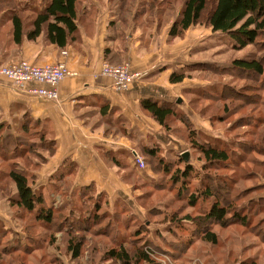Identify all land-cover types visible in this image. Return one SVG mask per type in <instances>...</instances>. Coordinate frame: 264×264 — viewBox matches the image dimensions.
I'll use <instances>...</instances> for the list:
<instances>
[{
  "label": "rangeland",
  "instance_id": "374dc122",
  "mask_svg": "<svg viewBox=\"0 0 264 264\" xmlns=\"http://www.w3.org/2000/svg\"><path fill=\"white\" fill-rule=\"evenodd\" d=\"M13 1L20 5L25 0H0V22L5 20L6 15L12 13L10 9H14L16 6ZM110 1L112 3H124L121 13L120 10L118 12L123 19V24L120 28L131 33H138L144 43L142 45L143 48L149 45L150 40L154 36H161L167 27L170 30L172 24L178 20L184 4V0H159L158 2L156 0ZM19 17L22 19L24 28H26V22L34 16L29 11H26L20 14ZM9 27V23L7 25L1 24L0 34L2 32L3 35L7 33ZM169 30L166 42L177 46V48L175 51L172 50L171 53H168L169 55H162V58L175 57L178 62L186 60L189 63L182 64L178 68L176 66L171 67L177 74L183 71L182 81L187 85V90L180 93L183 101L181 109L176 108L178 107L176 102L174 108L169 107L173 111V116H170L167 123L162 126V130L179 140L178 147L182 152L181 155L184 152L188 153L190 164L199 174V180L191 182L189 192H193L206 184L207 179L205 182L200 183V175L202 173L205 176L207 174H217V177L219 176L222 179L223 185L228 186L227 195L230 197L235 196L237 193V195L247 193L248 198L253 197L256 202L261 198L264 199V165L259 164V162L264 161V157L261 156L264 152L251 154V152H245L241 150V147L236 146V144L246 142L251 143L252 146H260V148L264 149V142H262V139L257 138L258 136H264V123L255 129L248 123L250 117L254 119L262 117L264 119V34H261L254 43L241 48L227 34L212 33L205 23L190 27L178 38H171ZM5 40L6 38L3 39L4 45L0 42V49L8 46V42H5ZM74 43L75 41L69 45L74 48ZM235 60L258 61L263 69L262 75L255 77L232 70V63ZM106 63L111 65L122 64ZM4 65L8 66L10 64L6 63ZM146 76L147 73L143 78ZM236 91L240 95L236 94ZM255 103L258 105H256V110L253 113L252 109H255V106H251V104L255 105ZM240 104L251 108L246 107L242 112H238ZM252 132H254V136L251 135ZM191 134L195 136L196 143L204 141L216 145L221 142L226 144L228 151L230 147L236 149V151L231 153L233 160L236 162H232L227 168L218 170H208V167L204 168V162L200 160L198 152L192 148L190 143L192 140L189 138ZM32 141L37 140L33 139ZM29 142L25 143L24 141L19 148H16L18 150L23 149L21 154L23 156L21 157H15V154H8L5 151L0 152V178L2 179L0 181V227L4 225L11 226L21 233V235H17L18 237L26 236L33 241L32 244H28L29 246H24L27 247L25 248L27 251L21 247V249L9 253V256H4V264H47L48 261L53 264H112L102 260L107 252L105 249L108 246L110 247V241L114 240L113 238L115 237L120 244L124 240L132 239L130 232L137 230L140 224L147 228V237L155 247L150 251L146 246L144 247L143 240L137 244L143 247L147 253L149 252L152 258L151 262L139 264H264V212L263 210L257 212L258 208H264V204L261 206H250L249 208V205L245 202L248 198L239 201V206L244 209V212L240 211L238 217L241 220H234L233 213H230L226 215V220L229 221L226 225H211V229L208 230L216 234L215 244L206 243L203 240L192 237L191 233L186 234L180 230H176L177 236L174 237L173 234L171 237L163 232V228H161V231L159 224L162 222L163 216L161 214L165 211L164 206L169 204L171 199L174 201L173 197L176 190L168 193L155 191L153 187L144 184L132 170L129 172V180L136 184L134 189L138 191L133 192L142 193L136 200L140 207L145 210V221L142 222L144 220L142 218L138 219L135 216L136 212L133 216H130L131 221L124 218L126 215H123L122 222L120 221L119 224H116L120 228V232L116 233L115 225H109L110 222L105 220L103 226L99 228L104 231L103 227L109 225L107 227L108 234L106 231L105 234L102 233L97 235V237L86 236L84 251L79 258L76 260L72 259L66 252V245L63 242L64 231L60 230L61 232L54 233L51 237L54 229L51 230L45 224L34 219V216H38L37 211L40 206H36L37 208L30 213L18 209L14 202L17 197L15 185L11 180L4 178V175L12 168L16 171L31 173L33 182L39 178L37 175L42 173V171L38 170L43 162L42 156H40V150ZM30 146L32 147L30 148ZM134 153L139 155L136 152H133V155ZM240 155L243 160L238 159ZM144 159L146 161H144L145 169L149 162L151 164L152 160H155L154 158L150 160ZM173 159L169 158V161ZM151 174L157 180L155 183H158L159 176L152 172ZM37 186L39 184L34 183L31 189L36 195H39V191L35 190ZM70 190L71 187L68 184L61 185L55 189L54 191L56 192L54 194L56 196L53 199L54 207H52L54 209H62L64 213L73 208L72 219L68 220V223L78 219V214L82 218L81 215L83 213V210H81L82 212L77 210L81 207L78 205L80 203L77 200L68 199ZM221 191L223 195L225 193V199V188H221ZM93 200L86 205L88 210L93 206ZM69 205L72 207H69ZM177 206L179 207L178 204L175 207ZM205 206L209 208L210 203L205 202L203 204L202 201H199L194 208L189 207L184 213L195 218L200 211L207 210V208H204ZM225 206L227 205L225 204ZM88 210L85 212L87 213ZM168 210L169 208H166V211ZM152 211L155 212L154 215H151ZM255 212L257 213L253 214ZM61 219L58 220L57 225L60 222H64L65 219L63 221ZM248 219H250L247 223L248 225H244V222ZM239 221H242V223ZM65 223L68 225L67 222ZM66 225H63V229L67 227ZM125 225H129L128 230L124 229L127 228ZM155 228L164 235V242H159L157 238H154ZM145 235L146 232L144 233ZM184 236L192 237L193 239L187 245H184L179 241V238ZM9 244L13 246H7L6 248H13L17 246V241H12ZM171 245L173 246L171 247ZM128 247H130V244H128Z\"/></svg>",
  "mask_w": 264,
  "mask_h": 264
},
{
  "label": "crops",
  "instance_id": "0c3cea01",
  "mask_svg": "<svg viewBox=\"0 0 264 264\" xmlns=\"http://www.w3.org/2000/svg\"><path fill=\"white\" fill-rule=\"evenodd\" d=\"M48 1L25 0L20 5L13 1L16 6L10 9L12 13L6 15L5 22H0V25L10 24L8 32L0 34L2 45L4 38L8 42L6 48L0 49V67L21 60L35 65L65 62L73 74L58 85L55 102L17 92L8 79L0 76V152L13 155L14 147L19 148L24 141H30L40 150L43 162L38 170L42 173L34 183L39 184L35 190L39 191L47 208L54 207V190L68 184L71 187L69 200L73 198L81 204L94 199L93 203L99 205L97 213L102 218L108 217V222L123 215L130 220L135 212L138 219H144L145 210L136 200L142 193L133 192L138 190L129 180V172L134 171L153 189L157 180L152 177L149 165L145 170L137 168L133 152L144 159L142 149L159 148L167 161L176 159L182 152L179 140L163 131V124L143 110L142 103L153 102L171 108L177 103L176 108L181 109L180 93L187 90V85L184 81L170 82L175 72L171 67L178 68L189 62H178L175 57L162 58L177 48L166 42L169 27L143 48L138 33L120 28L123 19L118 12L121 13L124 3L110 0H79L74 48L67 45L60 49L49 43L44 28L37 37L27 38L36 14L47 7ZM26 11L34 17L26 22L20 43L14 44L12 20L17 17L22 21L19 15ZM61 51H66L67 55L61 56ZM104 62L128 63L132 71L146 72L147 76L132 84L128 92L116 93L111 79L100 76ZM13 143H16L14 147ZM7 146L10 148L6 151ZM73 211L69 209L65 218L72 219ZM159 226L160 229L165 227ZM17 235L21 233L11 226L0 227V252L4 250L1 264H4L3 257L18 250L16 248L25 249L24 246L32 244L31 238ZM12 241H17V246L6 248L13 246L9 244ZM50 262L47 264H53Z\"/></svg>",
  "mask_w": 264,
  "mask_h": 264
},
{
  "label": "trees",
  "instance_id": "16d2710c",
  "mask_svg": "<svg viewBox=\"0 0 264 264\" xmlns=\"http://www.w3.org/2000/svg\"><path fill=\"white\" fill-rule=\"evenodd\" d=\"M156 1L158 2L159 0ZM48 2L47 7L36 14L31 25V30L27 33V38L33 39L37 37L44 28L48 42L63 49L75 41V35L77 32V4L79 3V0H49ZM201 23L207 24L212 33L227 34L235 44L244 48L245 46L254 43L261 34H264V0H184L179 18L172 24L169 30V36L171 38H178L190 27ZM23 31L24 25L22 21L15 17L12 20L14 44L20 43ZM232 70H235L238 73L253 75L255 77H260L263 73L262 66L256 60H235L232 63ZM182 79V72L179 74L174 72L170 77V82L179 83ZM235 93L240 95L237 91ZM247 105H249V103H247ZM247 105L240 104L241 107L239 106L238 112H242L244 108L249 107ZM256 105L258 104H251V106H255V109H252L253 113L254 110H256ZM142 107L143 110L149 113L159 124L164 125L167 123L170 116H173V111L168 106H158L153 102H143ZM248 123L253 129H255L264 123V119H262V117L255 119L250 117ZM251 135L254 136V132H252ZM189 138L192 139L190 141L192 148L198 152L197 154L199 155L200 160L204 162V168L208 167V170H218L221 168H227L232 162H236L231 155L236 149L230 147L229 152L226 149V144L221 142L216 145L204 141L196 143L195 136L192 134ZM257 138L262 139V142H264V136H258ZM15 145L16 143H13L12 147ZM8 146L6 147V151L10 148ZM236 146L241 147V150L245 152H251V154L264 152V149L260 148V146H252L251 143L242 142L241 144H236ZM31 147L32 146H30V148ZM14 150L15 157L23 156L21 155L22 152L19 153L15 147ZM142 150L144 158L149 160L152 158L155 159L152 160L151 164L149 162L152 172L159 176V182L154 185V190L158 192L164 191L166 193L176 190L173 197L174 201L171 199L170 203L164 206L165 211L161 214L163 218L160 225H165L163 232L166 235L168 234L172 237L174 234L175 237L177 236L176 230H180L186 234L191 233L190 235L192 237L203 240L206 243L215 244L216 234L208 231L211 229V225H226L227 222H229L226 220V215L230 213H233L232 216L234 220H241L238 219V217L240 211L242 210V212H244V209L239 206V201L248 198L247 193H241L240 195H237V193L235 196L230 197L227 195L229 191L228 186L226 185V187L223 185L222 179L219 176L217 177V174H207L205 176L203 173L200 175V183L205 182L207 179L205 182L206 184L204 183L205 185L202 186V184L201 188L189 192L191 182L199 180V174L195 171L190 162H186L181 156H178L172 162H169L162 157L159 148H144ZM263 154L261 155L262 157H264ZM238 159L243 160V157L240 155ZM259 164L264 165V161L259 162ZM4 178L11 180L15 185L17 197L14 202L18 209L30 213L37 208L36 206H40L37 211L38 216H34V219L45 224L49 229H54L51 237L54 233L61 232L60 230L64 231L63 242L64 245H66V252L71 255L72 259L79 258L84 251L86 236L97 237V235L102 233L105 234L106 231L108 234L109 231L107 227L109 225H115V228L118 229L119 227L116 224H119L120 221L122 222L121 217H114L109 221L110 223L108 226L103 227L104 231H102L99 227L103 226V223L108 217L102 218V216L97 213L99 205L96 204V202H94L93 206L88 210L86 205L92 200L89 198L82 201L80 204L81 207L79 212H82L81 210H83L81 215L82 218L79 217L68 223V218H64L66 213H64L62 209L45 207L41 197L32 191L31 186L34 182L31 173L28 174L25 171H16L12 168L9 169L6 175H4ZM1 180L2 179L0 178V181ZM223 187L226 192L225 199V193L223 195L221 191V188ZM199 201H202L203 204H205V202L210 203L209 208L205 206L204 208H207V210L200 211L199 215L195 218L184 213L187 208H194ZM245 202H247L250 208V206L254 205L261 206L264 204V199L261 198L256 202L253 197H249ZM177 204L179 207H175ZM225 204L227 206H225ZM84 206L86 207L83 208ZM166 208H169V210L166 211ZM41 209H43V211H41ZM86 210H88L87 213L85 212ZM261 210L264 212V208H258L257 212H261ZM257 212L253 214H256ZM154 214L155 212L152 211L151 215ZM60 219L61 221H63V219L66 221L64 220V222H60V224L57 225L56 223H58V220ZM249 220L250 219L244 222V225H248L247 223ZM65 222H67L68 225H66ZM239 222L242 223V221ZM63 225H66L67 227L63 229ZM126 227H129V225ZM145 232L146 235L144 236ZM130 235L132 239L124 240L120 244L114 237V240L110 241V247L108 246L105 249L107 252L102 260L112 264H139L151 262V254H149V252L147 253L143 247L137 245L143 240L144 247L146 246L150 251L154 249L155 246L147 237V228H144L140 224L137 230L135 229L130 232ZM153 235L159 242L165 241L163 237L164 235L161 234V232H154ZM192 237L184 236L179 238V241L184 245H187L188 242L193 239ZM128 244H130V247H128ZM172 246L173 245H171V247ZM24 250L27 251L26 249ZM2 251L4 252V250ZM2 251L0 252V264Z\"/></svg>",
  "mask_w": 264,
  "mask_h": 264
},
{
  "label": "built area",
  "instance_id": "2783aa9c",
  "mask_svg": "<svg viewBox=\"0 0 264 264\" xmlns=\"http://www.w3.org/2000/svg\"><path fill=\"white\" fill-rule=\"evenodd\" d=\"M66 55V51H61V56ZM72 74L65 62L35 65L21 60L0 68V76L8 79L15 91L51 102L58 99V85ZM145 75L146 73H134L128 63L111 65L104 62L100 69V76L111 79L116 93L128 92L132 84ZM133 161L138 169L145 168L140 155L134 153Z\"/></svg>",
  "mask_w": 264,
  "mask_h": 264
},
{
  "label": "water",
  "instance_id": "95a60500",
  "mask_svg": "<svg viewBox=\"0 0 264 264\" xmlns=\"http://www.w3.org/2000/svg\"><path fill=\"white\" fill-rule=\"evenodd\" d=\"M178 102H180V101H178ZM181 156H182V158H184L185 161H188L189 155L187 152H184Z\"/></svg>",
  "mask_w": 264,
  "mask_h": 264
}]
</instances>
